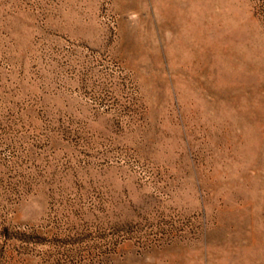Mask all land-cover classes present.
Returning <instances> with one entry per match:
<instances>
[{"label":"rangeland","instance_id":"1","mask_svg":"<svg viewBox=\"0 0 264 264\" xmlns=\"http://www.w3.org/2000/svg\"><path fill=\"white\" fill-rule=\"evenodd\" d=\"M0 264H264V0H0Z\"/></svg>","mask_w":264,"mask_h":264}]
</instances>
